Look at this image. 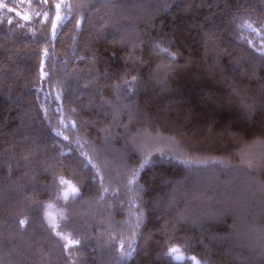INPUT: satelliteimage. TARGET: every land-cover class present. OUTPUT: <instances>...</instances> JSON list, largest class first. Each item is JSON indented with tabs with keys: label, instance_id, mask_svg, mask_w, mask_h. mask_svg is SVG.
Returning <instances> with one entry per match:
<instances>
[{
	"label": "trees",
	"instance_id": "1",
	"mask_svg": "<svg viewBox=\"0 0 264 264\" xmlns=\"http://www.w3.org/2000/svg\"><path fill=\"white\" fill-rule=\"evenodd\" d=\"M3 1L0 264H264V0Z\"/></svg>",
	"mask_w": 264,
	"mask_h": 264
},
{
	"label": "rangeland",
	"instance_id": "2",
	"mask_svg": "<svg viewBox=\"0 0 264 264\" xmlns=\"http://www.w3.org/2000/svg\"><path fill=\"white\" fill-rule=\"evenodd\" d=\"M3 5H4V1L0 0V8L1 9L3 8ZM72 189L73 188H71L70 186L66 187L63 190L61 196H59L58 202L55 203L54 205H52V207H51L52 208L51 216H52V218H53L52 220H53V222L55 224H57V213H58L57 210H58V208L62 207L63 205H66L69 202L70 197L75 192ZM172 255H173L174 259L177 260V261H183V260H186V259H190V260L193 261V264H197V262H198V264H200L198 260H196V259L193 260L192 257L186 256L184 253H181L179 251H177L175 254L172 253ZM177 257H179V259H177Z\"/></svg>",
	"mask_w": 264,
	"mask_h": 264
},
{
	"label": "snow or ice",
	"instance_id": "3",
	"mask_svg": "<svg viewBox=\"0 0 264 264\" xmlns=\"http://www.w3.org/2000/svg\"><path fill=\"white\" fill-rule=\"evenodd\" d=\"M3 7H6V5H3ZM55 8L57 9L56 19H57V20H60V19H61V17L59 16V8H60V4H56V5H55ZM24 18L27 19L28 17H24ZM53 29H55V24H53ZM62 182H63V181H62ZM72 190L75 191L74 188H73ZM21 223H23V221H22ZM58 235H59V233H58ZM66 239H67V238H66ZM72 243H79V241H72L71 239H68V244H72ZM170 251H171V253L175 254L178 250L175 249V248H173V249H171ZM177 259H179V257H177ZM192 259L195 260V257H193ZM197 264H198V262H197Z\"/></svg>",
	"mask_w": 264,
	"mask_h": 264
}]
</instances>
